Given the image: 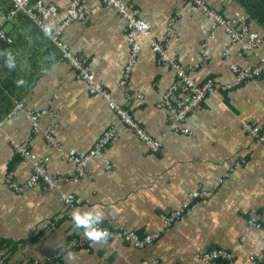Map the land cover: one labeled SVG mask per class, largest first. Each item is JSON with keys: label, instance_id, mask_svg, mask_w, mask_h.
Listing matches in <instances>:
<instances>
[{"label": "crops", "instance_id": "obj_1", "mask_svg": "<svg viewBox=\"0 0 264 264\" xmlns=\"http://www.w3.org/2000/svg\"><path fill=\"white\" fill-rule=\"evenodd\" d=\"M44 1L56 6L46 20L56 23L71 0ZM123 1L139 10L145 32H127L124 15L102 0H79L83 16L62 32L64 47L88 65L91 81L76 76L58 45L27 34L13 20L2 23L10 41L0 38V52L10 50L17 58L10 70L0 56V246L11 245L9 264H45L72 235L84 236L65 214L60 192L74 195L75 209H101L102 222L111 227L107 240L76 247L62 257L64 264H253V257L264 264V143L248 128L264 135V78L237 84L233 69L264 61L263 26L249 18L240 0H204L221 16L215 19L191 0ZM21 29L24 35H18ZM130 39L138 50L123 85ZM154 42L162 44L166 61L152 50ZM173 64L195 83L211 79L222 85L189 109L176 129L170 126L176 110L164 101L167 96L174 104L184 96ZM110 101L159 142L157 150L120 121ZM39 110L47 113L34 132L27 113ZM110 128L115 135L103 156L90 157L76 181L61 178L57 188L37 184L25 193L5 184L9 172L26 181L35 159L58 177L77 175L68 153L87 152ZM25 141L27 158L17 151ZM197 188L212 195L195 199L164 228V215ZM119 226L141 235L164 230L140 248L122 241ZM213 248L228 251L230 260H204L201 255Z\"/></svg>", "mask_w": 264, "mask_h": 264}, {"label": "built area", "instance_id": "obj_2", "mask_svg": "<svg viewBox=\"0 0 264 264\" xmlns=\"http://www.w3.org/2000/svg\"><path fill=\"white\" fill-rule=\"evenodd\" d=\"M14 4L15 9H23L26 6L28 7V13L32 15L33 17L38 16L41 18L40 20L42 22H39L40 28L45 32V34L53 41L56 45L59 46L61 49V55L68 59L71 66L75 69L76 76L78 78H82L87 81H91L92 75L89 73L88 65L81 59L78 55L70 53L67 48L64 47L62 43V32L64 31V28L66 27V24L76 16L82 17L83 14L79 13V0H71L68 3V13L65 15V17L56 22L55 24H46L43 20L48 19L51 17L56 11V6L54 4H47L43 2V0H37L33 3H30V0H12ZM104 3L109 4L113 8L120 11L124 17H125V30L127 32L131 33H141L145 32L147 29V24L145 21L140 18L139 16V10L136 7H133L132 5H127L126 2L123 0H102ZM196 5L200 6L204 11L209 13L210 15L217 18H221L220 15H218L213 9H210L207 7L204 0H191ZM46 19V20H47ZM0 38L6 42L10 41V37L3 32V30H0ZM131 40V54L129 55L128 61L123 69L122 72V79L121 83L127 84L129 72L131 70V66L134 62V57L138 50V43L132 39ZM255 40L251 41V43H248L247 48L250 49L255 45ZM152 50L158 54V57L161 61H166L168 59L166 53L163 50L162 44L159 42L152 43ZM177 74L180 77V84L182 86V94L184 96H181L180 98H175V103L171 104L167 98V96L164 97L165 104L167 106H173L176 110V122L171 123V127L173 129L177 128L178 122L182 121L186 113L189 111V109H192L194 107H198L201 100L205 96V94L209 90L217 89L218 87L222 88V85H220L217 82H214L211 79H207L203 81L202 83H195L192 79H190L187 74H185L184 70L180 68L179 65L173 64ZM233 69L236 71V80L235 83L239 84L241 82H244L248 80L249 78H264V61L261 59L259 63L256 65L248 67V69H241L237 67H233ZM229 86V85H228ZM98 88V85L95 86V89ZM110 107L115 111L120 121L123 123L131 126L136 134L139 136L141 141L146 145V147L151 150L155 151L159 147V142L150 136L145 130L142 129V127L139 126V124L134 120L131 113L124 107L118 105L114 101H110L109 103ZM16 108H21L22 103L18 101L15 104ZM47 112L45 110H39V111H29L27 113V116L31 120L32 125V131L36 132L39 130V118L43 114L45 115ZM250 132L252 135L257 136V139L260 140L262 143H264V135L261 133L259 134L258 128L254 126H248ZM43 133L45 135V138L50 142L54 143L53 136L50 134L48 129H44ZM115 132L113 129H107L104 130V132L97 138L94 146L90 148L87 152L79 153L77 155L73 153H68L67 157L74 163L75 170L77 172V175L72 176L70 178L68 177H58L53 173L47 172L43 160L42 159H35L32 160V170L31 175L28 177V179L24 182H17L12 175V172H9L5 177V184L13 190L15 193H25L26 191L30 190L37 184H41L44 189H52L57 188L59 185V181L61 178L63 179H69L71 181H76L79 179L81 175H83L85 171V166L92 156L101 155L104 154V148L105 145L114 137ZM25 143L17 146V151L23 158H27L29 156L28 151V144ZM212 195L211 190L197 188L194 190H190L187 195L186 199L179 204L178 207L170 210L167 212L163 217V226L164 228H167L173 224L174 221L179 219L183 213L186 211V209L189 207V204L198 198H208ZM60 199L62 201V204L64 206V212L67 215H70L71 211L77 207L76 199L72 193H65L60 192ZM101 228L106 229L109 233L111 232L110 223L107 221L106 223L102 222L100 224ZM162 229L161 231H163ZM158 231L155 233H144L139 234L135 230L128 229L126 227H118V233L125 243L131 244L135 247H145L147 245L152 244L156 239H158L162 232ZM109 237V236H108ZM108 239V238H107ZM89 239L84 237H81L79 235H72L71 238H69L63 245L59 246L56 251L51 255L47 262L45 264H64L62 261V257L68 253L71 250H74L76 247L84 245L86 242H88ZM11 245H4L0 246V264H9L8 259L11 254ZM202 258L206 261H213L218 258L230 260L231 255L228 251L224 249H209L205 251L202 255ZM38 261H31L28 262V264H35ZM253 264H260L258 260H256L254 257L252 258Z\"/></svg>", "mask_w": 264, "mask_h": 264}, {"label": "trees", "instance_id": "obj_3", "mask_svg": "<svg viewBox=\"0 0 264 264\" xmlns=\"http://www.w3.org/2000/svg\"><path fill=\"white\" fill-rule=\"evenodd\" d=\"M35 1H37V0H30V3H33ZM43 2H45V1L43 0ZM240 3L243 5L246 12L249 14V18L259 20L260 24L264 28V0H240ZM28 7L29 6H26L23 9H15L12 0H0V14H2V16H4V17L1 16L2 21L0 23V30L2 29V27H1L2 23L8 24L11 20H13L14 22L18 23L22 29L27 27L29 29L27 34H33L34 33L37 36H41L42 38H45L48 41L49 45L57 48L56 44L53 41H51V39L40 28L39 22H42L40 20L41 18L39 16L37 18V17H33L32 15H30L28 13ZM46 19L43 20L46 24H51V25L55 24L51 20L46 21ZM22 29L17 32L18 35H22V34L24 35L25 34L24 32H22ZM203 199H206V198H203Z\"/></svg>", "mask_w": 264, "mask_h": 264}, {"label": "clouds", "instance_id": "obj_4", "mask_svg": "<svg viewBox=\"0 0 264 264\" xmlns=\"http://www.w3.org/2000/svg\"><path fill=\"white\" fill-rule=\"evenodd\" d=\"M3 30V29H2ZM3 32H5L3 30ZM6 34V33H5ZM7 35V34H6ZM0 56L4 58V66L8 69H14L17 66V58L10 50L0 52ZM24 80L17 79L16 84L22 85ZM71 221L75 230H82L83 235L92 242H103L107 240L110 233L100 227L104 219V213L99 208H91L81 211L80 209H73L71 211ZM71 255V253H69Z\"/></svg>", "mask_w": 264, "mask_h": 264}, {"label": "rangeland", "instance_id": "obj_5", "mask_svg": "<svg viewBox=\"0 0 264 264\" xmlns=\"http://www.w3.org/2000/svg\"><path fill=\"white\" fill-rule=\"evenodd\" d=\"M1 16H2V14H0V23H1V21H2V18H1ZM2 17H4V16H2Z\"/></svg>", "mask_w": 264, "mask_h": 264}, {"label": "bare ground", "instance_id": "obj_6", "mask_svg": "<svg viewBox=\"0 0 264 264\" xmlns=\"http://www.w3.org/2000/svg\"><path fill=\"white\" fill-rule=\"evenodd\" d=\"M240 2V1H239ZM252 15V14H251Z\"/></svg>", "mask_w": 264, "mask_h": 264}]
</instances>
